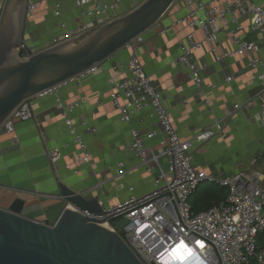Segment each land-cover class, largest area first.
Wrapping results in <instances>:
<instances>
[{
	"label": "crops",
	"instance_id": "1",
	"mask_svg": "<svg viewBox=\"0 0 264 264\" xmlns=\"http://www.w3.org/2000/svg\"><path fill=\"white\" fill-rule=\"evenodd\" d=\"M59 1L71 26L76 27L85 21L76 9V0ZM53 2L46 0L26 18L23 39L30 48H39L60 33ZM133 2L121 0L123 14L132 10ZM4 3L5 0H0V17ZM187 12L184 3L176 0L156 25L143 34L144 43L137 51L145 70L161 91L182 138H193L200 132L213 129L214 133L208 139L194 143L192 158L198 168L218 176L245 172L255 184L264 187V129L259 117L261 104L255 98L260 83L257 71L250 65L255 54L246 52L218 59V56L237 48L230 29L224 30L215 44L200 47L195 58L201 66L205 64L202 69L208 99L205 100L188 69L178 62L180 47L187 41L191 28L175 22ZM242 22L245 29L237 33L238 38L256 41L260 47L256 55L264 59L263 34L250 28L248 17ZM194 35L197 40L204 37L201 30H195ZM129 56L128 49H120L102 62L100 71L88 74L60 91L64 101L80 104L73 112V118L88 143L93 166L75 163L80 170L78 174L65 169V164L79 158L81 150L53 97L37 99L34 117L16 121L13 132L0 129V207L7 209L16 198H22L25 201L24 215L36 220L48 219L53 224L69 202L63 198L41 197L35 192L57 195L61 193V184H65L82 193L104 179L108 183L103 190L91 191L86 196H98L108 206L109 199L126 198L130 186L137 194L153 188V176L140 165L135 154L128 153L127 147L131 139L130 129L135 127L144 136L146 144L159 151L165 134L157 117L152 108H144L134 112L130 124H127L110 97V81L124 77L115 65ZM229 76L233 77L230 82L226 80ZM253 99L254 103L248 104ZM237 104L239 108H236ZM81 117L88 127L96 129L95 132L81 123ZM216 122L220 123V129L214 125ZM149 132H155V135L147 138ZM52 149H59L62 154L59 162L62 182L57 180L46 154ZM120 162L124 163V174L118 176ZM163 164L168 167L166 160ZM227 193L226 187L205 181L191 197V203L196 209L205 210L223 200Z\"/></svg>",
	"mask_w": 264,
	"mask_h": 264
},
{
	"label": "built area",
	"instance_id": "2",
	"mask_svg": "<svg viewBox=\"0 0 264 264\" xmlns=\"http://www.w3.org/2000/svg\"><path fill=\"white\" fill-rule=\"evenodd\" d=\"M132 10L145 0H133ZM188 12L178 18L175 24L185 23L191 28L187 41L180 47L178 62L185 66L195 86L201 91L202 97L207 99L203 87L202 69L195 52L205 44H215L219 35L226 29L237 42V48L218 56V59L243 55L246 52L255 56L250 61L252 69L257 71L260 91L256 99L260 101L259 117L264 129V59L258 57L260 47L256 41L238 38L237 33L245 26L242 19L248 17L250 28L264 36V0H181ZM46 0H28L26 6L27 17L37 11ZM121 0L106 2L105 0H76V9L85 18L76 27L70 25L64 17L62 2L54 0V14L59 20L61 31L39 48H31L33 52L45 50L62 42L81 38L96 28L124 15L120 8ZM195 30H201L203 39L197 40ZM144 43L141 34L131 40L124 48L130 51L127 60L115 65V69L124 74L122 79L110 81V97L113 106L122 112V119L130 124L132 114L144 108H152L161 130L165 134L162 148L157 151L146 144L140 130L131 127L128 153L135 154L140 165L153 176V188L143 194H137L133 186L129 187L130 194L122 200H108L105 206L99 198V203L105 208V215H98V219H105L104 225L119 232L124 231L123 238L144 264H264V251L259 250V237H264V187L255 184L245 172H238L230 176L210 174L205 169L198 168L192 158L195 142L208 139L213 135V129L200 132L193 138L184 139L174 125L171 114L167 109L161 91L147 74L144 64L138 54V48ZM23 52H25L23 54ZM22 57L28 53L21 47ZM102 69V62L83 71L82 73L53 85L23 102L7 119L2 128L8 132L15 130V122L26 121L34 117V104L37 99L53 97L57 107L61 110L74 142L81 150V155L74 162L65 164V169L73 174L80 170L75 163L80 162L93 166L94 162L89 151L84 134L75 125L73 112L79 107V102H66L60 96V91L80 78L98 72ZM233 79L229 76L226 80ZM254 98V99H255ZM254 99L248 101L253 104ZM239 108V105H236ZM81 123L89 131L95 132L94 127H88L81 117ZM220 129V123L214 124ZM155 132H149L146 137L152 138ZM57 180L62 182L59 174V162L62 158L59 149L46 152ZM163 160L168 167L165 168ZM121 170L118 176L124 174V163L120 162ZM210 181L226 187L228 197L214 203L205 210L196 211L191 204V197L201 183ZM108 180L100 179L86 192L101 191ZM34 193V192H33ZM34 194L46 198H64L60 193ZM85 213V212H84ZM87 214V213H86ZM122 218L127 224L120 229L115 222ZM202 242L201 243H198ZM183 243L191 254L183 261L168 262L172 251L180 248Z\"/></svg>",
	"mask_w": 264,
	"mask_h": 264
},
{
	"label": "water",
	"instance_id": "3",
	"mask_svg": "<svg viewBox=\"0 0 264 264\" xmlns=\"http://www.w3.org/2000/svg\"><path fill=\"white\" fill-rule=\"evenodd\" d=\"M27 1L5 0L0 17V129L28 98L103 62L151 29L176 0H145L81 38L38 52L23 39ZM61 194L69 204L53 224L24 215L22 198L0 207V264H144L124 231L97 218L106 214L98 196L89 198L65 184ZM115 224L123 229L127 219Z\"/></svg>",
	"mask_w": 264,
	"mask_h": 264
},
{
	"label": "bare ground",
	"instance_id": "4",
	"mask_svg": "<svg viewBox=\"0 0 264 264\" xmlns=\"http://www.w3.org/2000/svg\"><path fill=\"white\" fill-rule=\"evenodd\" d=\"M186 249H188V248L185 246L184 248L180 247L179 249H177L178 251L177 250L172 251L171 254H169V256L167 258L168 262H171V261L181 262V261L185 260L191 254V253L188 254ZM181 255H183L185 258L184 259L178 258V256H181Z\"/></svg>",
	"mask_w": 264,
	"mask_h": 264
},
{
	"label": "trees",
	"instance_id": "5",
	"mask_svg": "<svg viewBox=\"0 0 264 264\" xmlns=\"http://www.w3.org/2000/svg\"><path fill=\"white\" fill-rule=\"evenodd\" d=\"M25 52H23L24 54ZM197 191V190H196ZM194 195V194H193ZM228 197V193H227V196L223 199L225 200L226 198ZM191 201V200H190ZM192 204V203H191ZM193 209L196 210V211H200L198 209H196L193 205H192ZM211 207V206H210ZM259 250L260 252H263L264 251V237L263 236H260L259 237ZM249 264H255V261L252 260Z\"/></svg>",
	"mask_w": 264,
	"mask_h": 264
},
{
	"label": "snow or ice",
	"instance_id": "6",
	"mask_svg": "<svg viewBox=\"0 0 264 264\" xmlns=\"http://www.w3.org/2000/svg\"><path fill=\"white\" fill-rule=\"evenodd\" d=\"M198 243H201V246H203V245H202V242H199V241H198ZM180 247H181V248H184L185 245H184L183 243H181ZM177 251H178V250H177ZM186 251H187L188 254L191 253V249H186ZM178 258H180V259H184L185 257H184L183 255H181V256H178Z\"/></svg>",
	"mask_w": 264,
	"mask_h": 264
}]
</instances>
